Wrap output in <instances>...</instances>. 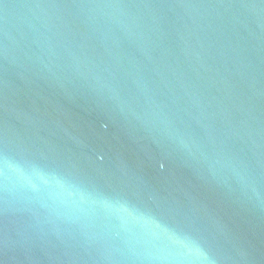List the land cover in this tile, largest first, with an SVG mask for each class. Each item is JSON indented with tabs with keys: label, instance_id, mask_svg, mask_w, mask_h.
I'll return each instance as SVG.
<instances>
[{
	"label": "water",
	"instance_id": "water-1",
	"mask_svg": "<svg viewBox=\"0 0 264 264\" xmlns=\"http://www.w3.org/2000/svg\"><path fill=\"white\" fill-rule=\"evenodd\" d=\"M0 264H264V0H0Z\"/></svg>",
	"mask_w": 264,
	"mask_h": 264
}]
</instances>
